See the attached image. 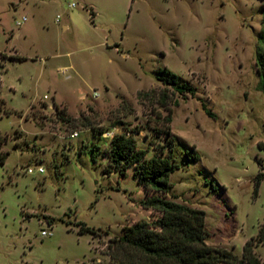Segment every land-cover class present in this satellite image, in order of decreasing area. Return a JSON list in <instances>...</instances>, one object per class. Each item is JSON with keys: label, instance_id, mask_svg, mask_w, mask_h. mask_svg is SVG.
I'll return each instance as SVG.
<instances>
[{"label": "rangeland", "instance_id": "rangeland-1", "mask_svg": "<svg viewBox=\"0 0 264 264\" xmlns=\"http://www.w3.org/2000/svg\"><path fill=\"white\" fill-rule=\"evenodd\" d=\"M263 4L0 0V136L8 153L0 165V264H114L109 241L157 217L139 204L145 193L133 168L121 177L104 172L119 133L149 147L148 156L162 146L171 156L174 138L179 169L168 198L203 210L206 243L240 256L264 226V178L256 185L264 92L255 67ZM164 71L195 95L162 84ZM81 225L94 234L79 233Z\"/></svg>", "mask_w": 264, "mask_h": 264}, {"label": "trees", "instance_id": "trees-1", "mask_svg": "<svg viewBox=\"0 0 264 264\" xmlns=\"http://www.w3.org/2000/svg\"><path fill=\"white\" fill-rule=\"evenodd\" d=\"M263 15H264V4ZM262 50L257 52L255 67L259 77V90L264 92V19L259 36ZM17 59V58H13ZM21 60V58H19ZM162 84L173 87L181 95H195V89L185 83H179L175 75L164 71L158 79ZM167 99V96H163ZM206 115L213 114L202 104ZM171 123V114L165 119ZM5 136H0V165L7 158L2 151ZM174 138L168 140L170 155L164 153V147L157 149L152 155L149 147L141 148L133 135L114 134L110 140L104 157L108 161V171L119 177L126 170L133 168V177L143 189L145 198L140 206L145 210L157 213V217L148 221H136L122 229V234L109 241V256L114 264H264V258L255 253L256 243L264 246V226H260L258 234L247 241L240 256L223 248L209 246L206 243L208 234L205 230V212L168 198L173 185L170 175L179 169L172 160ZM188 160L197 161L194 151H187ZM264 178L263 173L256 176V185ZM92 234L93 231L84 225L79 233Z\"/></svg>", "mask_w": 264, "mask_h": 264}, {"label": "built area", "instance_id": "built-area-1", "mask_svg": "<svg viewBox=\"0 0 264 264\" xmlns=\"http://www.w3.org/2000/svg\"><path fill=\"white\" fill-rule=\"evenodd\" d=\"M72 6H73V5H72ZM24 20H25V18L22 19V21H24ZM44 98H46V96H45ZM26 172H27L28 174H33L35 171H34L31 167H29L28 169H26ZM36 172L41 174V173L44 172V170H43V168L39 167V168L36 170ZM48 235H51V234H50V233H47L46 231H43V232H42V236H48Z\"/></svg>", "mask_w": 264, "mask_h": 264}]
</instances>
